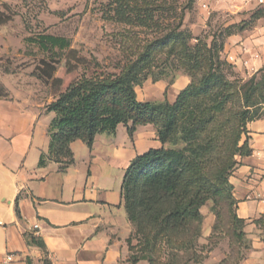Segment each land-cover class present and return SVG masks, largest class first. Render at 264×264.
Masks as SVG:
<instances>
[{
	"label": "trees",
	"instance_id": "1",
	"mask_svg": "<svg viewBox=\"0 0 264 264\" xmlns=\"http://www.w3.org/2000/svg\"><path fill=\"white\" fill-rule=\"evenodd\" d=\"M194 3L195 0L108 2L104 18L149 30L152 38L145 41L137 58L126 57L118 73L84 75L46 106L56 117L49 129V151L42 154L40 167L55 162L61 164L62 171L66 170L74 163L73 142L81 140L92 150L98 134H115L121 124L128 127L130 138L137 126L154 125L157 129L163 146L134 158L125 170L121 188L122 205L140 241V247L130 254L132 264L143 260L149 264L192 261L189 252H193L195 235L189 233L193 225L199 231V208L209 198L223 196L218 183L223 179V170H219L220 179L213 176V154L219 140L227 135L228 143L223 149L227 154L234 156L241 151L242 158L250 156L248 141L239 148L242 129L248 122L264 117V111L259 114L264 106V80L253 77L233 81L232 67L221 59L216 45L209 46L199 38L195 46L191 45L193 39L183 25ZM2 17L0 9V25L5 22ZM27 41L47 53L71 47L69 39L51 34ZM159 61L164 67L162 74H173L171 83L178 71L191 79L173 104L138 100L136 88L143 86ZM44 65L41 78L49 81L56 66L47 62ZM167 144L173 148L166 149ZM170 181H175L174 186H169ZM175 188L190 190L191 194L179 198L173 192ZM31 243L43 246L35 237Z\"/></svg>",
	"mask_w": 264,
	"mask_h": 264
},
{
	"label": "crops",
	"instance_id": "2",
	"mask_svg": "<svg viewBox=\"0 0 264 264\" xmlns=\"http://www.w3.org/2000/svg\"><path fill=\"white\" fill-rule=\"evenodd\" d=\"M199 5L205 16L226 19L225 26L242 25L224 47L242 76L264 69V0H201ZM0 39V54H9L1 31ZM8 81L0 76L9 94L0 96V264H132L121 188L131 161L163 146L154 126H137L130 139L121 124L115 134H98L92 150L81 140L73 142L74 163L66 170L55 162L40 167L56 114L19 100ZM190 83L189 76L179 74L170 86L147 81L136 92L144 103L173 104ZM248 137L252 154L242 158L231 183L238 218L252 221L264 216V117L249 124ZM34 237L43 246L32 244ZM242 264H264V251Z\"/></svg>",
	"mask_w": 264,
	"mask_h": 264
},
{
	"label": "rangeland",
	"instance_id": "3",
	"mask_svg": "<svg viewBox=\"0 0 264 264\" xmlns=\"http://www.w3.org/2000/svg\"><path fill=\"white\" fill-rule=\"evenodd\" d=\"M110 1L11 0L2 3L0 9L3 13L2 20L5 22L0 25V31L6 37L9 54H0V76L9 77L11 92L19 100H32L46 108L82 76L118 73L126 57L137 58L142 53L145 41L153 35L149 30L126 27L104 18V5ZM200 2L201 0H195L194 8L187 12L184 19L183 30L193 39L191 45L195 46L198 38L209 46L216 45V48L221 50V59L232 67L230 79L233 81H247L253 77L264 80L262 69L251 76H242L236 66L224 56L227 39L241 32L242 25L225 26L226 19L223 17L210 16L209 12L208 17L205 16L200 10ZM40 34L65 37L71 41V47L64 51L57 49L53 53L43 52L35 43L27 41ZM2 44L4 46L5 43ZM165 58L166 56H163L162 59ZM44 62L56 66V71L49 81L41 78ZM163 69L162 62L159 61L152 67V75L145 82L165 81L170 86L179 74H185L178 71L174 82L171 83L173 74H162ZM155 78L158 81H154ZM5 91L6 88L0 83V96H8ZM263 111L264 106L260 108L259 114ZM250 123L242 129L239 148L248 141L246 148L251 149L248 137ZM225 131L228 134L227 128ZM200 142L204 143L202 137ZM227 143V135L221 137L213 154L214 178L218 179L219 170H223V179L218 182L223 196L211 197L200 206L202 221L199 231L195 225L190 227L189 235L195 236L191 243V246H194L193 252H189L193 259L189 264H242L255 253L264 251V216L252 221H244L237 216V203L233 197V188L230 187L231 177L241 163L242 152H237L234 156L227 154L223 150ZM165 147L173 148L169 144ZM173 183L175 184V181H170L169 186H174ZM189 191L180 188L173 190L180 195L179 198L182 194L190 195ZM205 195L204 192V197ZM130 225L127 245L131 254L140 247V241L138 234H134L135 227L131 222Z\"/></svg>",
	"mask_w": 264,
	"mask_h": 264
},
{
	"label": "built area",
	"instance_id": "4",
	"mask_svg": "<svg viewBox=\"0 0 264 264\" xmlns=\"http://www.w3.org/2000/svg\"><path fill=\"white\" fill-rule=\"evenodd\" d=\"M231 60H233V58H231ZM245 64H247V63H245ZM36 228H38V226L36 225ZM15 259V256L14 255H8L7 256V260L9 261V262H11V261H13Z\"/></svg>",
	"mask_w": 264,
	"mask_h": 264
}]
</instances>
